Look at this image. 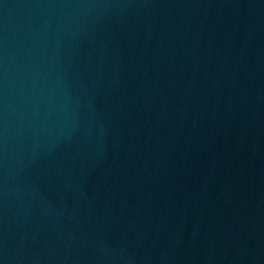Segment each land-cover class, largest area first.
I'll list each match as a JSON object with an SVG mask.
<instances>
[{
	"label": "water",
	"instance_id": "1",
	"mask_svg": "<svg viewBox=\"0 0 264 264\" xmlns=\"http://www.w3.org/2000/svg\"><path fill=\"white\" fill-rule=\"evenodd\" d=\"M228 0H0V264H191Z\"/></svg>",
	"mask_w": 264,
	"mask_h": 264
}]
</instances>
